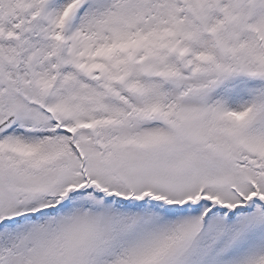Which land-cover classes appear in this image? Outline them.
<instances>
[{
    "label": "snow or ice",
    "instance_id": "1",
    "mask_svg": "<svg viewBox=\"0 0 264 264\" xmlns=\"http://www.w3.org/2000/svg\"><path fill=\"white\" fill-rule=\"evenodd\" d=\"M0 264H264V0H0Z\"/></svg>",
    "mask_w": 264,
    "mask_h": 264
}]
</instances>
